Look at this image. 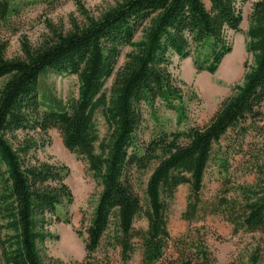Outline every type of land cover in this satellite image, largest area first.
Returning a JSON list of instances; mask_svg holds the SVG:
<instances>
[{"label": "rangeland", "instance_id": "374dc122", "mask_svg": "<svg viewBox=\"0 0 264 264\" xmlns=\"http://www.w3.org/2000/svg\"><path fill=\"white\" fill-rule=\"evenodd\" d=\"M131 1L10 0L18 11L8 22L0 23V46L5 48L4 57L8 60L22 57L24 43L39 47L71 34L92 30ZM198 2L204 10L211 12L217 0ZM238 7L242 18L239 29L227 32L231 51L223 56L217 67L213 66V42L206 34L197 10L193 11L198 27L196 34L168 30L167 37L162 39V46L167 48L165 58L163 60V54H157L154 66L148 73L142 103L143 121L127 143L125 150L128 155L143 153L145 144L159 130L174 133L191 128H210L222 103L236 94L255 62L258 32L264 21V0H242L238 2ZM158 17L159 11L150 10L134 20L131 39L116 49L118 55L111 66L110 75L102 79V88L96 97L105 96L106 106L96 109L92 116L96 138L90 154L78 147H71L70 138L59 124L46 129L39 126L45 124V115L72 113V106L81 101L86 61L85 64H78L74 71L57 72L52 69L44 74L40 78L37 96L40 112L30 113L25 127H13L6 131V140L21 159L22 175L28 177L27 171L35 172L47 166L52 167L56 174L37 186L39 197L46 196V199L53 200L51 204L36 202L38 207L34 222H38V226L34 231L37 239L32 240L43 264L90 263L86 251L87 229L98 198L108 183H120V194L112 207L113 213L119 216L130 210L131 224L135 228L145 229L147 222L143 211L147 200L154 208L160 200L162 178L178 172H183L189 182L178 188L168 213L172 243L166 259L180 264L182 258L175 245L180 241L196 243L200 239L210 264H264V234L237 232L223 215L195 219L189 215L194 193H200L203 201H211L218 195L223 176L215 165H210L200 175L180 166L179 160L163 168L154 166L143 176L142 183L131 190L124 186L122 172L118 176L115 174L112 148L118 134V124L110 113L112 99L124 67L129 63L136 64L145 51ZM94 44L89 47V61L95 60L101 52V47ZM165 67L173 91L166 90L158 80V70ZM4 82L5 78L0 79V89ZM179 109L185 113L182 124L179 123ZM228 136L224 139L225 135H222L223 148L227 145ZM247 141H253L252 135ZM24 150L27 151L26 155ZM241 161L242 156L232 155L230 172L239 184H253V174L235 176V169ZM23 207L24 194L18 184L10 180L7 169L0 162V264H17L14 253L22 234L14 225L17 220L22 222L20 214ZM115 226L116 221L110 234L104 238L103 246L93 256L98 261L105 260L107 256L110 264H122L120 249L106 247ZM192 253L195 257L196 252ZM128 264H143L139 244Z\"/></svg>", "mask_w": 264, "mask_h": 264}, {"label": "trees", "instance_id": "16d2710c", "mask_svg": "<svg viewBox=\"0 0 264 264\" xmlns=\"http://www.w3.org/2000/svg\"><path fill=\"white\" fill-rule=\"evenodd\" d=\"M240 1L217 0L215 9L207 12L198 0H132L94 29L82 34H71L39 47L24 43L23 56L20 58L5 59V48L0 46V79L5 78L0 89V162L7 169L10 180L15 181L24 194V207L20 214L22 222L17 220L14 225L22 234L14 253L17 264H43L32 240L37 239L34 231L38 226V222H34L35 209L38 207L36 202L51 204L53 200L46 199V196L39 197L37 186L56 174L52 167L47 166L35 172L27 171L28 177L22 175L21 159L6 140V131L13 127H25L30 113L40 112L37 96L40 78L44 74L52 69L57 72L68 69L74 71L78 64H85L86 61L81 101L72 106V113L45 115V124L39 126L46 129L59 124L70 138L71 147H78L90 154L96 138L92 116L96 109L106 106L105 96L96 98L102 88V79L110 75L111 66L118 55L117 47L131 39L134 20L150 10L159 11V17L149 34L146 49L136 64L129 63L124 67L110 108L111 117L118 124V134L112 148L115 174L118 176L122 172L123 184L131 190L142 183L143 176L154 166L163 168L179 160L180 166L200 175L210 165H215L223 176L219 193L211 201H203L200 193H194L189 207L190 217L223 215L237 232L264 234V21L258 32L254 65L245 75L236 94L222 103L210 128H191L174 133L159 130L145 144L143 153L128 155L125 150L133 132L143 121L142 103L146 95L148 73L154 66L157 54H163V60L165 58L167 48L162 46V39L167 37L168 30L196 34L198 27L193 11L197 10L206 34L213 42V66L217 67L223 56L231 51L227 32L239 29L242 20L238 7ZM17 11L18 8L11 5L10 0H0V23L8 22ZM92 43L101 47V52L91 62L88 55ZM165 64L169 65L167 60ZM157 76L162 87L173 91L167 67L158 70ZM178 114L179 123L182 124L185 113L179 109ZM222 135H225L224 139L229 135L224 148ZM251 135L253 141L248 142ZM23 152L26 155L27 151ZM232 155L242 156L235 176L253 174V184H239L235 180L234 174L230 172ZM188 182L183 172L162 178L160 200L154 208L148 200L144 206L145 229L135 228L131 224L130 210L119 216L113 213L112 207L120 194V183H108L98 198L87 229L89 264H110L107 256L103 261L93 256L103 246L114 221L115 230L112 239L106 242V247L120 249L122 264H128L138 244L143 264H174L166 259L172 243L168 231V213L178 188ZM175 247L182 258L180 264H210L200 239L196 243L180 241ZM193 251L196 252L195 257Z\"/></svg>", "mask_w": 264, "mask_h": 264}]
</instances>
